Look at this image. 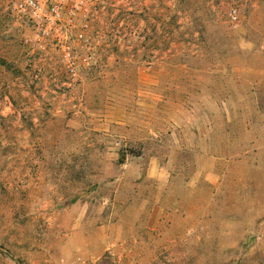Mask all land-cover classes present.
<instances>
[{"label": "rangeland", "instance_id": "rangeland-1", "mask_svg": "<svg viewBox=\"0 0 264 264\" xmlns=\"http://www.w3.org/2000/svg\"><path fill=\"white\" fill-rule=\"evenodd\" d=\"M89 1L0 0V264H264V0Z\"/></svg>", "mask_w": 264, "mask_h": 264}, {"label": "built area", "instance_id": "built-area-1", "mask_svg": "<svg viewBox=\"0 0 264 264\" xmlns=\"http://www.w3.org/2000/svg\"><path fill=\"white\" fill-rule=\"evenodd\" d=\"M13 7L33 22L41 40L52 39L63 49L65 61L75 72L74 55L71 52V37L88 41L94 11L89 0H13ZM29 42V39H26ZM57 264H77L59 262Z\"/></svg>", "mask_w": 264, "mask_h": 264}, {"label": "trees", "instance_id": "trees-1", "mask_svg": "<svg viewBox=\"0 0 264 264\" xmlns=\"http://www.w3.org/2000/svg\"><path fill=\"white\" fill-rule=\"evenodd\" d=\"M125 154H126V155H127V154H133V155H136V156H137V155H139V152H137V151H133V150H131V149H128V152H126ZM124 158H125V157H124Z\"/></svg>", "mask_w": 264, "mask_h": 264}]
</instances>
